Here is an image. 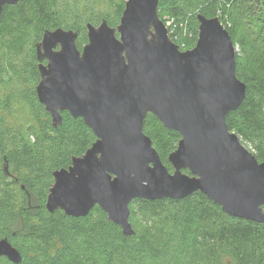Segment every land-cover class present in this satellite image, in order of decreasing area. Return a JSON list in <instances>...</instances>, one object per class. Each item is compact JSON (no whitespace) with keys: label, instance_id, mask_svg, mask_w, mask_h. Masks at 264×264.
<instances>
[{"label":"water","instance_id":"95a60500","mask_svg":"<svg viewBox=\"0 0 264 264\" xmlns=\"http://www.w3.org/2000/svg\"><path fill=\"white\" fill-rule=\"evenodd\" d=\"M18 1L0 0V16ZM158 6L159 0H126L117 26L106 19L86 24L81 49L79 32L63 27L46 29L35 44L37 96L53 125L68 111L96 136L69 167L53 172L46 207L86 217L98 205L133 235L134 199H182L200 191L227 214L264 223V161L227 124L247 94L237 75V46L219 16L199 12L196 44L182 50ZM149 113L181 135L168 157L173 171L144 132ZM4 170L9 174L8 165ZM0 256L22 261L7 238L0 240Z\"/></svg>","mask_w":264,"mask_h":264},{"label":"trees","instance_id":"16d2710c","mask_svg":"<svg viewBox=\"0 0 264 264\" xmlns=\"http://www.w3.org/2000/svg\"><path fill=\"white\" fill-rule=\"evenodd\" d=\"M126 0H19L0 16V240L22 254L18 264H264V223L234 217L204 193L131 204L133 235H125L98 205L86 217L46 207L53 172L69 167L96 140L81 117L62 111L58 127L39 101L35 44L46 29L79 32L106 19L117 26ZM160 18L193 48L197 14L219 16L235 45L238 77L247 84L240 107L227 116L232 132L264 161V0H159ZM188 36H183L184 31ZM170 37L173 40L172 35ZM174 41V40H173ZM175 42V41H174ZM176 43V42H175ZM7 75V76H6ZM9 79L7 80L6 77ZM144 132L170 171L181 139L149 113ZM8 165L9 174L4 166ZM186 172H189L186 170ZM0 264H16L0 256Z\"/></svg>","mask_w":264,"mask_h":264},{"label":"built area","instance_id":"2783aa9c","mask_svg":"<svg viewBox=\"0 0 264 264\" xmlns=\"http://www.w3.org/2000/svg\"><path fill=\"white\" fill-rule=\"evenodd\" d=\"M166 19V21H167V26H168V29H169V35H172V37H173V40L181 47V48H185L186 47V45H185V43L182 41V40H180L181 38H179V35L178 34H176L175 33V30L173 29V27L174 26H172V22H173V20H171V19H167V18H165ZM170 21V22H169ZM171 23V24H170ZM184 35H186L187 36V31L185 30L184 31Z\"/></svg>","mask_w":264,"mask_h":264},{"label":"flooded vegetation","instance_id":"af4514ba","mask_svg":"<svg viewBox=\"0 0 264 264\" xmlns=\"http://www.w3.org/2000/svg\"><path fill=\"white\" fill-rule=\"evenodd\" d=\"M42 38H43V36H42ZM42 38H41V40H42ZM39 41H40V40H39ZM58 48H59V47H58ZM36 58H37V54H36ZM39 62H40V61H39L38 58H37V63H36L37 66H38ZM47 62H48L47 59H44V60H43V63L47 64ZM38 71H39V69H38ZM40 79H41V75H40V73H39V79H38V82H37V84H36V87H37V85H38ZM36 92H37V90H36Z\"/></svg>","mask_w":264,"mask_h":264},{"label":"rangeland","instance_id":"374dc122","mask_svg":"<svg viewBox=\"0 0 264 264\" xmlns=\"http://www.w3.org/2000/svg\"><path fill=\"white\" fill-rule=\"evenodd\" d=\"M170 22V21H169ZM171 24V23H170ZM167 25V24H166ZM172 26H174V23L172 22ZM183 36H185L184 34H182ZM187 36L189 37L188 33H187ZM179 38H181V35L179 34ZM181 40V39H180ZM177 42V41H176ZM37 43V42H36ZM177 44V43H176ZM237 50H239V48L237 47ZM7 76V75H6ZM4 76V77H6ZM6 79L8 80L9 78L6 77ZM244 143V142H243ZM245 144V143H244ZM246 145V144H245ZM250 148V147H249Z\"/></svg>","mask_w":264,"mask_h":264}]
</instances>
